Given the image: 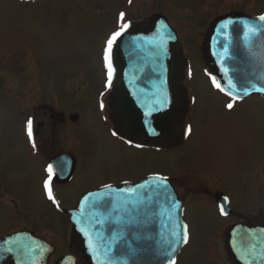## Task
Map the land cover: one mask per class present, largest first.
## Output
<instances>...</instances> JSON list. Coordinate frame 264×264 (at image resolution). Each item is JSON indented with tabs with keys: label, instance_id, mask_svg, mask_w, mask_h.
I'll use <instances>...</instances> for the list:
<instances>
[{
	"label": "rangeland",
	"instance_id": "1",
	"mask_svg": "<svg viewBox=\"0 0 264 264\" xmlns=\"http://www.w3.org/2000/svg\"><path fill=\"white\" fill-rule=\"evenodd\" d=\"M235 10L264 14V0H0V180L8 195L0 199V234L24 226L57 246L58 255L69 252L67 215L46 203L40 191L45 185L41 154L32 155L31 148L30 156L23 146L26 110L44 102L68 116L80 108V121H68L67 115L66 123L54 119L45 136V157L59 148L79 157L75 180L55 188L62 208H73L84 192L132 179V170L174 177L173 185L186 202L191 238L179 264H226L230 257L215 253L226 243L223 224L229 227L238 219L222 220L214 195L219 190L229 194L235 211L259 222L254 226H264V116L259 113L264 99L226 110L227 101L216 93L201 60L206 26ZM156 13L166 16L179 34L193 75L183 80L193 106L184 144L148 154L109 138L106 107L98 106L110 94L103 87L101 51L116 27L133 17L143 24Z\"/></svg>",
	"mask_w": 264,
	"mask_h": 264
},
{
	"label": "water",
	"instance_id": "2",
	"mask_svg": "<svg viewBox=\"0 0 264 264\" xmlns=\"http://www.w3.org/2000/svg\"><path fill=\"white\" fill-rule=\"evenodd\" d=\"M251 25L260 31L246 39ZM178 49L177 34L161 15L154 16L146 29L119 37L112 56L117 90L111 109L117 126L128 135L148 134L144 138L158 139L172 129ZM202 50L207 67L224 84L225 92L235 97L264 96V91L255 90L264 88V22L259 18L232 13L216 19ZM97 197L103 200L93 206ZM137 199L136 211L111 212L113 204L124 200L132 201L127 205L131 209ZM133 216L137 222L127 224ZM182 218V203L171 183L152 177L136 186L91 192L73 212L71 222L91 264H170L186 245ZM53 251L50 244L32 234H15L0 239V264H47Z\"/></svg>",
	"mask_w": 264,
	"mask_h": 264
},
{
	"label": "flooded vegetation",
	"instance_id": "3",
	"mask_svg": "<svg viewBox=\"0 0 264 264\" xmlns=\"http://www.w3.org/2000/svg\"><path fill=\"white\" fill-rule=\"evenodd\" d=\"M183 91L185 92L184 89H183ZM188 96H189V93H188ZM180 100H181L180 101L181 102V108H180V110H179V112H178V114L176 116V122L178 123L177 125L182 126L183 128L186 127L185 129L188 130V132L185 133V136H183V138H182L183 140L179 144V146L180 145L182 146L184 144V142L190 136V126H189V119H190V117H189V114H190V110L192 109V103H191V100H189V102H188V100L186 99V95H184V94L180 95ZM37 102H39V101H37ZM188 103H189V105H188ZM34 108L35 109H32L33 111H31V112L28 111V110H26L27 116H25L26 118H24V121H25L24 126L27 127L28 121L31 120L32 121V128L35 129V130L32 131L31 138H29L28 131L25 132L26 135H25V139H24V142H23V146H24V148L26 149V151H27V153L29 155H30V149L31 148H33V149H31L32 155H33V152L35 153V155H40L41 154L40 155L41 161H39V162L42 165V172L44 173L43 174V177H44V175L46 173V167L48 166V164L51 162V160L56 155H58L60 153H68V154L72 155L75 158V160H76L75 170H74L72 179L67 184H63V185H57L56 183H53L54 181L51 179V182L53 183V186L56 189L66 188V186H68L70 183H72L75 180V178H76V175L78 173V169L80 167L79 166V157H78V155L76 153L75 154H72L70 152H64L60 148L57 149V150H54L53 153L48 154L47 157H45L46 155H45L44 150H43L44 145H45V140H46V137L45 136L48 135V130L51 127L50 124L54 123V121L52 122V120H54L56 116L51 115V116H49V118H47V120L44 118L43 120H41V121H39V122L36 123V121L34 119L35 118H39V116H37V115H40V112L43 111L44 106L42 105V102H39L37 105L34 106ZM44 113L46 114V112H44ZM49 119L51 121H49ZM45 130H47V131H45ZM109 138L111 140H113L114 142L116 141L118 144L122 145L123 147L128 148V149H132V150H134L136 152L144 151L145 153L148 152V154L151 153V152H155V153L157 152V148L156 147H153V146H148V145H145V144H144V146H141V145H136L135 146L134 144H132L131 142H129L127 139H124V135H123L122 131H117V132L110 131ZM175 142H177V139L170 140L168 138L167 142L163 144L165 146L164 148L167 149L168 147L172 146L173 143H175ZM148 154H145V155H148ZM146 160H149L148 157H147ZM133 171L134 170H132L131 172L132 173H135L136 176H134L132 179H126V178H128V176H127V177L121 178L123 180H120L117 183L109 182V183H106L104 185H107V184H121L123 182L136 183V182L142 180L143 178H145V177H147L149 175L156 174V173H152L151 171H146L144 169H143V172H142V169H138L137 172H133ZM144 171H146V172H145V174L142 175V173H144ZM128 173H129V169H128ZM165 177H168V178L172 179V182L175 184V179L176 178L169 177V176H165ZM1 185H2V181L0 180V199L5 200V199L8 198V195L2 192ZM39 187H40V191L42 193V197L44 198L45 202L47 201L46 203H49V205L50 204H57L58 203L59 198H61V196L59 194H58V196H59L58 197L57 196V193L54 192L53 197L55 199V203H53V201L48 198V195L46 194L45 187L44 186H41V185ZM218 193H224V192H222V191L219 190ZM224 194L229 199V205H230L229 207L232 209V213L228 217H225L223 219L226 220V219L232 218V219H238V221H236L234 224H231L229 227L224 226L226 223L223 224V233H225V232L227 233L228 231L232 230L233 228H235L236 226H239V225L246 226V227H255L253 224L259 223V222L253 223V222H251V220L247 219V213H243L242 214V213H238L237 211H235L233 209V205H232L233 202H232L229 194H227V193H224ZM214 201H215V195H214ZM10 203H11L12 207L14 208V210H16V212H18L19 211L18 205L15 202H10ZM184 203L186 205V202L185 201H184ZM263 203H264V199H263L262 204ZM242 216H244V217L242 218ZM13 230H16V231H13ZM21 230H29V229H27L24 226L22 228H20V229L16 227V228H12L10 230V232L8 231V232L2 233L0 235H9V234L15 233L17 231H21ZM29 231H33V230H29ZM68 237H69L68 238V241H70L71 244L70 245H67V248L66 249L69 250V252H67V254H73V255H75L76 258H77V264H88V262L85 261L80 256L81 255L80 243L78 242L77 238L74 237L71 234V231H69V236ZM219 247H220V249L222 251L220 249H218L217 252L215 253L216 255H219L220 256L222 254V252H223V254L224 253H227V251L226 250L224 251V249H223L224 248V245H219ZM64 255H66V254H64ZM64 255H58V249H57V246H55V254L51 258V261L50 262H52V264H54V262L56 261L57 258H60V257H62ZM227 256L230 257L228 255V253H227ZM80 257H81V259H80ZM210 258H211V261H212L213 258H214L213 252L210 254ZM224 262L226 264H237L234 261V259H232V257H230V259H228V260H226ZM177 264H179V262Z\"/></svg>",
	"mask_w": 264,
	"mask_h": 264
},
{
	"label": "snow or ice",
	"instance_id": "4",
	"mask_svg": "<svg viewBox=\"0 0 264 264\" xmlns=\"http://www.w3.org/2000/svg\"><path fill=\"white\" fill-rule=\"evenodd\" d=\"M120 15H121V19L123 20L124 14L121 13ZM259 20L264 22V15L260 16ZM127 27H128L127 24H123L121 26V31H117V32L113 33L112 37L108 40V45H107V51H106V54H105V59L108 62L109 82H111V72H112V66H111L112 46L115 43V41L117 40V38L122 35L123 30H125ZM259 31H260V28H258L255 25L247 26V31L245 32V38L246 39H252L258 34ZM214 83H215V81H214ZM229 86L233 87V85H231V84ZM216 87L220 88V85L216 84ZM221 90L223 91V89H221ZM255 90L256 91H264V88H256ZM244 94L245 95L249 94L247 89H245ZM227 107L229 109H231L233 107V105L230 103V104L227 105ZM27 128H28L29 138H31V136H32V121L31 120L28 121ZM48 172H49V181H46L44 186H45V189L47 190L48 198L50 200H52L53 203H55V199L53 197L52 190L50 188V182H51V176H52V168H51V166L49 167ZM156 179L157 180L166 181L167 178L166 177H156ZM130 195H131V193H130ZM102 200H103L102 197H97V199L92 202L93 206H95L98 201H102ZM130 203H132L131 200H124V201H122L119 204H113L112 207H111V212H113V213H121V212L128 213V212L136 211L137 210V206L140 203V201H139V199H137L136 204L133 205V207L131 209H129L127 207V205L130 204ZM222 214H223V210H222ZM136 222L137 221H136V218L134 216L129 218L126 221L127 224H133V223H136ZM182 239H183L184 243H187V241H188V232H187L186 226H185L184 231H183ZM175 243L178 244V243H180V241H176ZM171 250L174 252L175 251V247L173 246ZM170 264H175V261L174 260L170 261Z\"/></svg>",
	"mask_w": 264,
	"mask_h": 264
},
{
	"label": "bare ground",
	"instance_id": "5",
	"mask_svg": "<svg viewBox=\"0 0 264 264\" xmlns=\"http://www.w3.org/2000/svg\"><path fill=\"white\" fill-rule=\"evenodd\" d=\"M178 123L176 122V125H177Z\"/></svg>",
	"mask_w": 264,
	"mask_h": 264
}]
</instances>
